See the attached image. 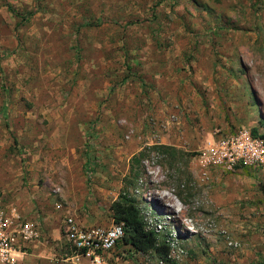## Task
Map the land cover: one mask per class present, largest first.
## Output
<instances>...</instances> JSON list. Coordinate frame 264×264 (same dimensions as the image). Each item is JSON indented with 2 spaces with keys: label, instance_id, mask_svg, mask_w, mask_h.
I'll list each match as a JSON object with an SVG mask.
<instances>
[{
  "label": "rangeland",
  "instance_id": "1",
  "mask_svg": "<svg viewBox=\"0 0 264 264\" xmlns=\"http://www.w3.org/2000/svg\"><path fill=\"white\" fill-rule=\"evenodd\" d=\"M0 127V156L22 166L7 196L38 214L125 193L159 217L164 264L257 256L264 183L231 195L264 172L210 183L199 154L216 132L264 134V0H0Z\"/></svg>",
  "mask_w": 264,
  "mask_h": 264
},
{
  "label": "built area",
  "instance_id": "2",
  "mask_svg": "<svg viewBox=\"0 0 264 264\" xmlns=\"http://www.w3.org/2000/svg\"><path fill=\"white\" fill-rule=\"evenodd\" d=\"M171 119L166 123L175 121V118ZM199 160L204 169L220 176L245 170L264 172V139L253 136L244 128L227 134L216 132V138L206 142ZM54 209L59 212L64 207L55 203ZM146 216L148 229L155 234L163 231L159 217H153L149 212ZM34 221L23 212L18 193L0 196V263L15 264L14 254H25L30 244L39 241L41 229ZM62 224V236L71 253L59 255L63 261L70 256H84L90 264H108L109 255L117 248L124 233L123 226L114 222L107 228L82 227L68 213L64 214Z\"/></svg>",
  "mask_w": 264,
  "mask_h": 264
},
{
  "label": "crops",
  "instance_id": "3",
  "mask_svg": "<svg viewBox=\"0 0 264 264\" xmlns=\"http://www.w3.org/2000/svg\"><path fill=\"white\" fill-rule=\"evenodd\" d=\"M1 129L3 127H0ZM1 146V144H0ZM9 146H7L8 149ZM14 147V145H13ZM70 148H74L73 146H69ZM10 148V147H9ZM6 148L0 147V155L3 153L2 150ZM204 149V148H203ZM18 159L9 161L8 158L0 156V191H2L3 196L6 197L7 193L11 191V188H17L19 186L20 173L22 171V166L17 164ZM12 161H14L12 163ZM86 169V168H85ZM216 173V172H215ZM220 181L218 173L215 175H205L204 180L215 183V178ZM10 179V182L8 181ZM105 179H103L104 181ZM232 179L223 180L222 185L226 182H231ZM8 181V182H7ZM220 183V182H216ZM264 182L261 181H251L249 179H238V189L233 190V194L231 196L241 197L246 193V190L250 189H260ZM20 193V192H19ZM18 193L19 200L21 201V207L23 212L27 214V216L31 217L34 222H36L41 229V238L39 241L30 244L28 250L25 254H14L13 257L16 260L15 264H90V261L87 257L84 256H70L68 260L63 261L60 260V256L62 254L70 255L68 252L69 248L65 243V240L62 236V228H63V218L60 215L52 212H44V214L40 215L37 211H33L29 208V204H27V193L25 190H22L21 193ZM96 198L98 200L104 199V191L98 189L96 191ZM214 197V196H213ZM226 200H229L230 195H223ZM95 198L88 201L86 205L87 213L82 214L81 217H76L75 219L78 224L82 227H102L107 228L110 227L113 223L112 219V211L110 209L111 204L108 207L107 213L110 212V216L105 215V211H103L102 207L107 206V202L100 201L95 204ZM99 205V206H97ZM140 210V215L142 217L143 222L145 223V219L143 217L142 209L138 206ZM148 211H146L147 213ZM158 213V212H157ZM241 228V226H240ZM239 230V229H238ZM243 230V226H242ZM239 237L243 234L238 231ZM243 237V236H242ZM174 240L176 238L174 236ZM247 238L243 237V241H246ZM254 244H257L258 249L261 254L254 255L247 250L243 251V247L239 250L241 252H237L235 256L228 257L227 255H223V258L220 260L222 264H264V237H253L252 240ZM158 243H161L158 241ZM244 244V243H243ZM231 255V254H230ZM128 256V257H127ZM151 256L142 255L140 253H136L129 245H123L120 248H116L108 258V264H150ZM183 257H181L182 259ZM159 264H164L160 259L156 258ZM220 260L217 259L213 264H220ZM2 264V263H0Z\"/></svg>",
  "mask_w": 264,
  "mask_h": 264
},
{
  "label": "trees",
  "instance_id": "4",
  "mask_svg": "<svg viewBox=\"0 0 264 264\" xmlns=\"http://www.w3.org/2000/svg\"><path fill=\"white\" fill-rule=\"evenodd\" d=\"M251 133L253 136H257L255 130H252ZM260 137L264 139V134ZM141 157H144L142 152L132 157L130 172L134 169L133 163L136 162L138 165ZM110 209L113 222L123 226L124 233L121 239L123 245H129L136 253L158 258L162 262L169 260L170 247L165 243H158L155 232L146 227L135 198L125 193H119L118 198L111 203Z\"/></svg>",
  "mask_w": 264,
  "mask_h": 264
},
{
  "label": "clouds",
  "instance_id": "5",
  "mask_svg": "<svg viewBox=\"0 0 264 264\" xmlns=\"http://www.w3.org/2000/svg\"><path fill=\"white\" fill-rule=\"evenodd\" d=\"M140 211V210H139ZM145 224V223H144ZM168 245V244H167ZM169 246V245H168ZM170 247V246H169Z\"/></svg>",
  "mask_w": 264,
  "mask_h": 264
}]
</instances>
